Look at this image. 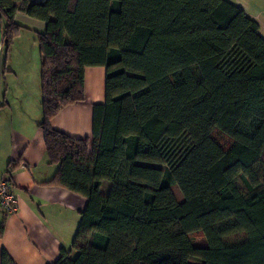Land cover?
<instances>
[{
  "label": "trees",
  "instance_id": "1",
  "mask_svg": "<svg viewBox=\"0 0 264 264\" xmlns=\"http://www.w3.org/2000/svg\"><path fill=\"white\" fill-rule=\"evenodd\" d=\"M16 12L46 24L38 128L53 182L87 203L76 255L53 264H264L258 24L226 0H0L5 54ZM89 66L106 70L91 141L50 124L85 100ZM0 264L14 263L2 251Z\"/></svg>",
  "mask_w": 264,
  "mask_h": 264
},
{
  "label": "crops",
  "instance_id": "2",
  "mask_svg": "<svg viewBox=\"0 0 264 264\" xmlns=\"http://www.w3.org/2000/svg\"><path fill=\"white\" fill-rule=\"evenodd\" d=\"M43 2L44 0H40ZM242 9L259 26L264 38V0H226ZM14 21L23 26L5 54L0 16V177L10 171L12 191L18 210L4 214L0 207L1 253L14 264H53L61 251H70L86 206V198L53 182L57 167L48 162L43 133L40 66L37 34L46 24L16 12ZM85 100L68 105L51 119L53 130L74 139H92L93 105L105 101L106 70L102 66L84 68Z\"/></svg>",
  "mask_w": 264,
  "mask_h": 264
},
{
  "label": "built area",
  "instance_id": "3",
  "mask_svg": "<svg viewBox=\"0 0 264 264\" xmlns=\"http://www.w3.org/2000/svg\"><path fill=\"white\" fill-rule=\"evenodd\" d=\"M38 2L40 0H31ZM0 207L4 214L10 215L18 210V198L12 191L10 171L0 177Z\"/></svg>",
  "mask_w": 264,
  "mask_h": 264
},
{
  "label": "rangeland",
  "instance_id": "4",
  "mask_svg": "<svg viewBox=\"0 0 264 264\" xmlns=\"http://www.w3.org/2000/svg\"><path fill=\"white\" fill-rule=\"evenodd\" d=\"M239 184H240V183H239ZM240 185L242 186V184H240ZM242 187H243V186H242ZM175 194H176L177 199L180 200V195H179V193H178L177 190H175ZM191 237L193 238L194 241H201L202 238H203L202 235H200V234H198V233H194ZM76 253H77V252H76Z\"/></svg>",
  "mask_w": 264,
  "mask_h": 264
}]
</instances>
